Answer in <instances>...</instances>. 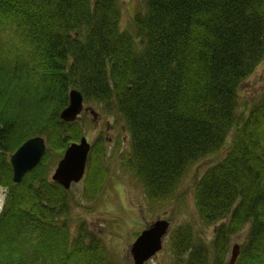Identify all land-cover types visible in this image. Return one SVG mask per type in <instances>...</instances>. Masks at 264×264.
Masks as SVG:
<instances>
[{
    "label": "trees",
    "instance_id": "obj_1",
    "mask_svg": "<svg viewBox=\"0 0 264 264\" xmlns=\"http://www.w3.org/2000/svg\"><path fill=\"white\" fill-rule=\"evenodd\" d=\"M144 1L125 29L120 0H0V186L9 189L0 264H122L88 229L69 238L73 203L47 170L12 180L8 155L26 139L43 131L60 157L82 136L77 124L59 120L73 87L124 118L131 132L124 167L152 206L180 207L179 180L229 145L193 190L200 223L216 227L213 242L185 222L170 233L168 248L173 264H223L231 237L246 228L238 264H264V91L251 101L240 97L264 61V0ZM37 84L53 99L50 120L36 115L29 136L8 130L12 112L42 110L32 102ZM59 215L63 221L51 225ZM24 223L34 224L45 244L22 258L25 245L15 236Z\"/></svg>",
    "mask_w": 264,
    "mask_h": 264
},
{
    "label": "rangeland",
    "instance_id": "obj_2",
    "mask_svg": "<svg viewBox=\"0 0 264 264\" xmlns=\"http://www.w3.org/2000/svg\"><path fill=\"white\" fill-rule=\"evenodd\" d=\"M120 1L122 4L121 26L122 28L130 29L135 14L139 10H144L145 1ZM36 88V96L33 97L32 102L33 105L41 107L42 110L34 108V113H24L27 110L12 112L10 120L13 121V118L16 117V121L13 122V125L11 124L12 122H9L8 130L12 126L14 127V129L12 127V130L23 128L22 131L25 132L26 136H29L34 129L31 123L36 115H39L42 121L48 119L53 99L46 96L43 86L40 87L37 84ZM263 91L264 61L242 83L240 97L246 102L251 101ZM32 94L30 91L27 97L29 98ZM23 99L26 98H22V101ZM102 104L96 101H85L84 107L88 110L87 112L95 111L97 118L93 119L90 113L83 111L84 113L81 114L80 119H76L75 123L78 127H82L85 136L92 144V148L98 147V145L101 147L98 150L91 149L83 179L71 185L69 191L64 190V192L66 191L65 195L68 197L66 198L70 203H73L70 210L67 211V215L65 214L68 219L65 224L69 227V238L72 240L80 235L83 230L88 229L103 241L114 260L120 261L122 264H135L130 252L132 243L138 234L152 222L158 219H165L171 223V232L182 223H190L194 231L200 236L199 239H202L203 242L210 246L216 233V227L204 226L200 223L193 200V190L195 184L206 170L224 158L228 152L229 145L225 144L217 155L210 156L208 159L194 164L179 180V192L184 197V202L180 207L175 202H173V205L169 202L167 203L168 205L160 206L157 204L152 206L147 201L139 181L124 167L125 157L131 149V132L126 129L125 120L120 114L107 113ZM65 132L66 134L73 133L70 129ZM13 134L16 135V133ZM41 135L46 137L43 131ZM59 152L58 149H49L48 159H45L34 170L35 176L39 174L41 169H45L47 170V178L50 180V176L60 159L58 156ZM93 155L98 159L97 164L94 166L92 164ZM89 168L96 170L95 176L88 175ZM41 172L43 171L41 170ZM95 178L99 179L98 183H93ZM95 185L98 186L95 187ZM2 189L4 194L6 190V196H4L3 200L5 205L8 198V188L3 187ZM47 190L48 192H53L54 187L49 185ZM173 201H176V195ZM63 216L59 215L53 219L50 218V224H54L52 221L56 223L63 221ZM24 224V226L19 228L15 236V243L25 245L24 250L20 254L22 258L30 254L33 255V251L36 250L44 251V247L40 244H45L44 235L40 233L34 224ZM246 240V228L231 237L229 250L223 264L230 263L232 249L235 245L239 247V255L234 264L239 263ZM168 241L169 238L164 245V249L147 264L175 263V258L171 255L168 248Z\"/></svg>",
    "mask_w": 264,
    "mask_h": 264
},
{
    "label": "water",
    "instance_id": "obj_3",
    "mask_svg": "<svg viewBox=\"0 0 264 264\" xmlns=\"http://www.w3.org/2000/svg\"><path fill=\"white\" fill-rule=\"evenodd\" d=\"M83 108V97L77 90L69 93V105L62 112L61 118L65 121H74ZM46 150L45 142L41 137H34L25 141L11 156L13 180L18 183L23 176L33 170L41 161ZM89 145L85 138L80 144H72L67 148L64 157L58 163L53 181L69 188L72 182H78L84 173ZM170 229L167 220L158 219L136 238L131 245L130 252L135 264H144L162 249L164 239ZM239 255V247L232 249L229 264H234Z\"/></svg>",
    "mask_w": 264,
    "mask_h": 264
}]
</instances>
